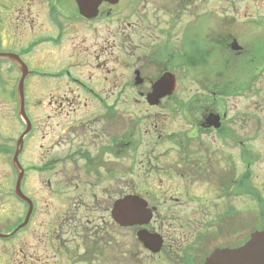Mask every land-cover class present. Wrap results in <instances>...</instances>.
I'll list each match as a JSON object with an SVG mask.
<instances>
[{
	"label": "flooded vegetation",
	"instance_id": "obj_1",
	"mask_svg": "<svg viewBox=\"0 0 264 264\" xmlns=\"http://www.w3.org/2000/svg\"><path fill=\"white\" fill-rule=\"evenodd\" d=\"M70 1L74 9L62 0H0L7 13L18 12L24 31L20 38L9 33L17 44L2 38L8 48L0 52L27 67L7 56L0 63L18 80L25 76V97L37 94L39 104L60 97L68 105L51 128L59 130L48 159L33 118L22 152L35 136L45 163L29 169L48 195L43 208L35 194L29 223L1 239L12 241L46 212L51 218L37 238L55 264H205L217 248L244 244L250 192L264 210L256 180L264 163V0ZM32 5L39 10L28 20ZM50 81L68 87H39ZM74 88L88 98L85 105H69ZM17 92L13 86L12 96ZM20 123L19 137L26 129ZM20 156L7 159L14 184ZM129 196H140L147 213L125 224L115 206ZM21 206L16 226L28 210L25 201ZM3 222L0 233L16 229L5 232ZM9 249L0 264L50 263L37 250Z\"/></svg>",
	"mask_w": 264,
	"mask_h": 264
},
{
	"label": "rangeland",
	"instance_id": "obj_2",
	"mask_svg": "<svg viewBox=\"0 0 264 264\" xmlns=\"http://www.w3.org/2000/svg\"><path fill=\"white\" fill-rule=\"evenodd\" d=\"M63 4L62 7L65 9H74V4L70 0H62ZM248 4H251V2H247ZM31 7V6H30ZM39 6L37 5H32L31 8V13L30 15L32 16L29 19H32L35 17V14L38 12ZM0 9H2L0 7ZM249 9L254 10L253 7H249ZM18 12H14L12 14L7 13V10L2 9V17H0V50L2 48L7 49V45L2 44V38L4 42L8 43H18V41H15L14 38L9 36L14 35L18 36L20 38L23 35V30L22 27L19 26V22L22 20L20 18V15H16ZM40 17V16H39ZM27 20V19H26ZM8 37V38H7ZM72 38V36H71ZM22 46L21 44H18V48ZM31 63L35 64L37 62V59L35 57H30ZM3 62V61H1ZM55 64H45V65H40L41 68L45 67H55ZM111 64H108V67L106 68H111ZM105 68V67H104ZM17 74H15L13 71L10 70L8 64L0 63V205L4 203L3 209H0V218H3L4 222L2 223L5 228V232H9L12 230L18 222L21 220L20 216L22 214V211H25V207L21 206V203L17 201L18 199L16 197L8 196L7 191H11L14 185L15 178L14 177H9L7 176V172L11 171L10 162L7 161L8 157L12 158L14 151H15V141H10L7 140L8 136H13L15 138H19L21 129L18 125L19 120L22 118L20 115V118L18 119V116L13 114V108L15 110V113L17 111L16 106L12 103L13 96L11 94V89L13 88V85H17L18 83V78L16 77ZM97 82L100 85H104V87H108V82L107 80H104L102 76H100L97 79ZM34 85H37L35 82H31L30 84V89L34 88ZM39 87L42 89H56L59 88L61 90L67 89L68 86L66 84L62 83H56L54 81L46 82V83H41L39 84ZM25 88V84H24ZM75 90L69 93V105H85V102H88V98H80L78 96V93H81L79 90L77 91L76 88ZM17 98V97H15ZM40 99V98H39ZM56 99V100H55ZM55 99H51L49 101V98L44 96L41 100V104L38 103L37 100V94L35 96H29L26 97L25 99V104L27 108V113L31 121L33 118L37 119L38 122L41 123V128L42 131L41 133L44 134L43 140H41V143L43 144V149L44 153L46 154L45 159H48V150H51V147H53L55 135L57 133L58 125L56 126V129L52 130V126L54 123L56 124V121L59 120L63 112L67 110V102L65 98H60L57 97ZM37 105H40L38 107ZM92 106H97V104H93ZM91 106V107H92ZM140 107H137V110ZM54 113H57L56 117L54 118ZM52 116V117H47V116ZM21 122V121H20ZM21 122L20 124H22ZM53 123V124H52ZM55 131L56 133H54ZM61 139V138H60ZM60 139L56 141L58 144ZM36 139L35 136L30 137L29 141H26L25 149L21 153L20 159L23 164V166L26 169V178L25 181L22 184L23 191L26 195H28L32 200L36 198V195H38V198H40L39 202L42 203V207L44 208L45 203L43 201V198H41L43 195L47 196L48 191L46 189H40L38 190L37 188L41 187L39 184V175L37 173H34V171L30 170L29 167H31L34 163H39V161H42V156L39 158L37 151H36ZM258 146V144H257ZM262 148V146H259ZM263 161V160H262ZM42 163H45V161ZM262 166L261 168H259ZM256 170L258 173H260V176L256 178L258 190L259 188L261 189L262 196L264 197V163H261ZM45 179L47 180L50 176V174H44L43 175ZM253 188V187H252ZM255 189V188H254ZM253 193H256L252 189ZM50 198V196H48ZM249 204L248 208L245 211L248 219V230L251 233L252 231L258 229V228H263L264 226V210L262 211L263 213L261 214V210L259 213L258 209V203L255 199V195L253 196L252 193L250 192L249 194ZM186 213L191 212L187 209L184 210ZM51 213V212H50ZM51 218V216L43 212L42 214H39L37 217L35 216L33 222L31 225L28 227L27 230H22L19 232L17 237L13 239L12 241L4 240L0 238V253H4L7 250V247L9 246L10 249L9 251L13 254V251L18 250V249H23L24 252L27 254H34V251L37 250V253L40 254L41 260L42 261H50L49 264H55L51 261V259L43 256V248L42 242L38 240V233L39 235L43 234V231L47 227V223ZM43 221L44 225L38 226V224ZM8 242V243H7ZM14 244V246H13ZM41 245V246H38ZM7 245V246H6ZM74 246V244H72ZM48 247V246H46ZM79 247V246H78ZM80 252H78V255ZM24 261V259H23ZM11 264H21L16 261H10ZM71 264H83L81 261L75 260V262H72Z\"/></svg>",
	"mask_w": 264,
	"mask_h": 264
},
{
	"label": "water",
	"instance_id": "obj_3",
	"mask_svg": "<svg viewBox=\"0 0 264 264\" xmlns=\"http://www.w3.org/2000/svg\"><path fill=\"white\" fill-rule=\"evenodd\" d=\"M79 3L81 2L79 1ZM19 89L22 91L23 94V79L21 80ZM21 112L24 115L25 119L27 120L28 124H30V121L25 112L24 96H22ZM19 153H20V148H18L16 152L15 155L16 159H18ZM22 178H23V172L21 173L18 183L16 185L17 194L20 197L31 202V200L28 197H26V195L23 193L21 189ZM143 203H145V201L139 196H129L118 201L115 206V210L117 212L119 210L121 211L123 217L126 220L125 224H128V222L129 223L134 222L131 219L132 215L141 218L142 216L146 215L147 212L144 208ZM31 212H32V208L30 207L28 215L26 217V221L21 226H24L28 222ZM138 236L140 240L146 242L147 236L145 232H140ZM205 264H264V229L253 232L251 234L250 239L242 246L234 247V248H217L207 258Z\"/></svg>",
	"mask_w": 264,
	"mask_h": 264
}]
</instances>
